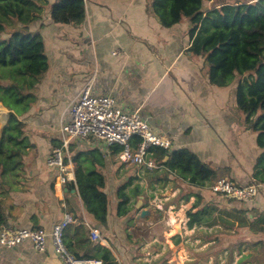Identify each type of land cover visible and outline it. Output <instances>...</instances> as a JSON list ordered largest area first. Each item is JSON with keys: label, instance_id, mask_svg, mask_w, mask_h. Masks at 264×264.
Here are the masks:
<instances>
[{"label": "crops", "instance_id": "1", "mask_svg": "<svg viewBox=\"0 0 264 264\" xmlns=\"http://www.w3.org/2000/svg\"><path fill=\"white\" fill-rule=\"evenodd\" d=\"M48 1L52 4L55 0ZM50 4L42 20L34 22L30 28L43 37L50 69L38 85L36 102L20 117L33 147L23 156L25 173L22 166L16 177H4L8 192L0 196V204L6 214L5 225L50 229L65 212H69L74 222L65 235L72 249L80 254L91 252L93 241L90 239L89 223L100 229L102 238L98 243L111 250L116 258L115 264H162L159 261L161 258L167 264H202L204 261L197 258L189 260L190 247L182 243L188 235L197 232L196 242L202 241L200 249L207 256L206 264H223L218 260L219 253L214 252L220 246L222 231L212 229L211 235H203L197 229L199 226L188 228V217L183 219L187 203L180 194L182 184L186 183L179 181L176 174L170 176V181L163 188L156 184L155 189L146 190L147 197L142 195L132 200H141L142 203L146 200L143 209L147 210V214L141 217V212H138L131 217V227L156 216L153 208L147 205L151 201L163 211L160 215L166 214L167 247L176 248L173 258L159 256L155 259L153 256L149 261L150 258L142 260L140 256V251L144 249L142 237L134 236L131 227L127 229L129 219L117 216V188L123 184V178L127 181L132 175H139L141 169L121 163L109 147L94 140L77 142L84 144L79 150L99 148L104 154L102 171L107 180L105 192L109 200L105 227L92 221L78 191L67 189L69 183L75 181L71 148L67 157L68 184L61 183L62 174L49 168L46 160L51 149L57 147L55 143H61L60 123L67 109L79 97L87 81H91L94 95H112L124 112L139 111L148 119L153 130L171 143L169 151L181 148L194 151L213 168L228 169L226 178L247 185L253 181V168L261 150L256 143L257 133L246 129V116L235 111L236 82L228 87L211 84L204 60L188 51L191 22L188 20L171 28L163 27L157 17L147 12L149 0H86L87 15L81 25L54 23L50 16ZM120 47L125 48L129 55H112ZM237 121L235 127L234 122ZM129 168H134V174L127 171ZM160 189L163 193L157 196L156 192ZM193 189V192L202 194L204 188ZM259 201L264 204V197H258L250 204ZM82 222L87 228L85 232L77 233L76 228ZM178 227L181 233H178ZM245 229L247 241L239 245L237 256L230 254L227 264H264V259L260 255L257 257L259 249H264V233ZM213 232L218 234L212 235ZM139 241L141 244L137 245ZM175 241L180 242L176 244ZM213 244L218 245L213 247ZM246 245H249L248 252ZM226 246L224 249L230 244ZM137 252L139 254L136 255ZM160 252L161 249L155 254ZM227 252L228 249L222 253ZM0 264L62 262L51 246L48 252L38 253L26 243L11 250L0 246Z\"/></svg>", "mask_w": 264, "mask_h": 264}, {"label": "trees", "instance_id": "2", "mask_svg": "<svg viewBox=\"0 0 264 264\" xmlns=\"http://www.w3.org/2000/svg\"><path fill=\"white\" fill-rule=\"evenodd\" d=\"M205 1L209 0H149L147 12L157 17L165 28L188 19L191 22L188 51L204 60L210 83L228 87L236 82V106L246 116V129L257 133L256 143L261 150L253 168L252 180L264 185V0L223 3L204 10ZM49 4L48 0H0V104L8 110L5 123H0L2 176L16 177L22 166L25 173L23 156L33 147L20 117L36 102L38 85L50 69L43 37L30 29L34 22L42 20ZM86 15V0H55L50 4V16L56 24L81 25ZM12 27L15 30L3 37L7 28ZM248 72L251 73L249 79L244 81L243 76ZM139 142L140 138L136 137L133 145L137 146ZM61 145L62 141L55 143L57 147ZM109 149L112 155L122 150L119 145ZM148 152L149 158L154 159L162 169L144 170V177L132 176L117 188V216L120 218L127 217L133 210L132 200L143 195L145 189L140 184L134 185L136 180L144 178L147 186L154 189L156 184L164 187L170 176L176 174L189 188L205 189L224 178L228 170L213 168L186 148L168 151L162 147H151ZM104 160L99 148L74 150L72 146L75 181L70 182L67 189L77 190L92 221L106 227L109 200L105 192L107 180L102 171ZM65 162H68L67 158ZM5 185L7 182H0V196L8 192ZM191 198H195V202L187 211V226L190 229L195 226L212 227L220 222L233 227L237 221L241 228L264 233V211L256 208L262 206L259 202L255 205L240 202V208L227 211V216L234 218L232 222L224 217L226 213H220L211 202H205L202 194L190 190L182 196L186 203ZM135 209L137 213L141 212V209ZM248 210L255 212L252 218L245 216ZM132 220L129 219L127 229L131 227ZM5 224L6 214L0 204V229ZM86 228L82 222L76 232H85ZM64 238L77 258L99 259L104 264L116 262L111 250L98 242L91 243L90 253L80 254L72 249L66 235ZM128 238H131L130 234ZM179 242L175 241L176 244ZM159 261L167 264L165 259Z\"/></svg>", "mask_w": 264, "mask_h": 264}, {"label": "built area", "instance_id": "3", "mask_svg": "<svg viewBox=\"0 0 264 264\" xmlns=\"http://www.w3.org/2000/svg\"><path fill=\"white\" fill-rule=\"evenodd\" d=\"M114 56H127L128 51L120 47L112 52ZM62 145L51 149L46 164L51 169H57L62 174L60 181H69V166L65 159L69 156L71 145L75 142L94 140L105 147L121 146L117 154L123 164L135 165L142 170L160 169L154 159L149 158L151 147H162L171 150V143L158 135L148 119L139 111L124 112L112 95L96 96L92 92L91 81L83 86L79 97L71 102L60 123ZM140 138L137 146L134 139ZM212 193L223 198L246 204L253 203L258 197H264V185L252 181L243 185L231 178H221L211 186ZM74 222L71 213L65 212L63 217L48 229L44 227H16L4 225L0 229V246L14 249L23 244H30L38 253L48 252L51 246L62 264H104L99 259L77 258L65 242V231ZM90 239L101 241V231L89 223Z\"/></svg>", "mask_w": 264, "mask_h": 264}, {"label": "rangeland", "instance_id": "4", "mask_svg": "<svg viewBox=\"0 0 264 264\" xmlns=\"http://www.w3.org/2000/svg\"><path fill=\"white\" fill-rule=\"evenodd\" d=\"M239 1L245 2V1H251V0H209V1H205L204 10L217 7L223 3H236ZM46 10H47V7L45 8V11ZM185 21H188V19ZM18 27H19V25H17V28ZM14 30H15L14 27L7 28L6 32L3 34V37L8 36ZM235 111H236V113H241L238 110L237 106H235ZM7 115H8V110L2 104H0V123L1 124L5 123V121L7 119ZM239 123H240V121H239ZM234 125H235V127H237L238 121H237V123L234 122ZM81 147H84L83 143L78 144L77 142H75L74 150L82 149ZM29 151H31V150H29ZM133 169L134 168H132V169L129 168L127 171L130 174H134ZM2 171H3V166L0 165V181L5 180V178H4L5 176H2ZM139 175L141 177H144V175H145L144 170H142V169L139 170ZM132 176H134V175H132ZM122 180H123L122 183H124L126 181V180L124 181V178ZM179 181H181V179ZM137 184H140L145 189L143 192V196L147 197V193H145V192L147 189H149V187H146L147 184L145 182V179L143 178V179H141V181H139V180L134 181V185H137ZM160 187L163 188L162 186H160ZM5 189H7V185H5ZM190 190L193 191L194 189L189 188V186L182 184V190H181L180 196L186 195ZM156 193H157V196H159V195L161 196L163 191L160 189ZM201 193L203 194V196L205 198V202H207V201L211 202L213 204V206H215L216 209H218V211L220 213H226L227 211H233V209L240 208V206L242 205L240 202H237V201H234L231 199H226L223 197H219L220 195L218 196V195L213 194L210 190V186H207L205 189H203ZM148 194H150V193H148ZM194 200H195L194 198H191L190 202L187 203L188 205L187 204L185 205L187 207V210L192 207ZM144 201L146 203V200H144ZM156 201H158V200H156ZM132 203H134L133 204L134 205L133 210L125 219H130L131 217H134L137 214V212L135 211L136 210L135 207L137 205V202L134 200V201H132ZM145 203L143 202L141 204L140 209L142 208V206L146 205ZM181 204H184V203L181 202ZM147 205H148V207L153 208V209L152 208L151 209L155 212L156 216H153L152 219H150V220L149 219H147V220L143 219L144 221H140L138 223L136 222L137 224L134 225L133 227H131L133 234H135L134 236H136V237L141 236L142 240H143L142 244H143L144 249H142L140 251V254H141L140 256H141L142 260H147V258H150L149 261H151L153 259V256H155V259L159 256H166L167 259L173 258L174 257V251L176 250V248L170 249L167 247L169 236L166 235L167 222H166V220H164V217L166 214L160 215L159 213L162 210L159 209L154 204H151V201L149 202V204L147 203ZM181 208H183V207H181ZM256 208H258L260 211H264V204H262L261 207L258 206ZM187 210L182 214L183 219L185 217H187V214H186ZM196 210H197V208L194 209V211H196ZM253 215H255V212H253L252 210H248L247 214H245V216L246 217L248 216L249 218H252ZM224 217H226V219L229 221H232V222L234 221V218L227 216V213L224 214ZM179 221H180V223L182 222V220H179ZM219 226L220 227L216 226L213 228H206L207 226H204V227L199 226V227H197V229L202 231L203 235H205L206 233H210L209 235H211L212 229H214V230L220 229L222 231L220 233V236H219L220 241L218 243L220 246H217V249H214V252L219 253L218 260L220 263L227 264L228 261L231 259V258H229L230 254L237 256V254L239 253V250L237 248L239 247L240 244L243 243L244 240L247 241L246 240L247 237L245 236V231H244L246 229L239 227L237 221L235 222V225L233 227L230 224L225 223V222H220ZM125 228H126V225H125ZM229 230H230V232L227 233V231H229ZM218 232H213L212 235H217ZM196 234H197V232H194L191 235H188L183 240L182 243L190 247L191 254H189V260H194L197 258V259H200L198 261H201V260L204 261V263H202V264H206L205 260H207V256L200 249V245H201L202 241L196 242ZM221 241H222V245H221ZM138 243L139 244H137V245L141 244L140 241ZM218 244H213L214 245L213 247H215ZM227 244L228 245L230 244V246L227 248L228 252L223 254L222 252L227 251V249H224L225 247H227L226 246ZM248 247H249V245H246V248H247L246 251L247 252H248V250H250ZM159 249H161V252L159 255H156L155 252H157ZM205 250H206V248H205ZM220 253H222V254H220ZM137 254H139V253L137 252L136 255ZM259 255H260L261 259H264V249H259L257 257Z\"/></svg>", "mask_w": 264, "mask_h": 264}, {"label": "water", "instance_id": "5", "mask_svg": "<svg viewBox=\"0 0 264 264\" xmlns=\"http://www.w3.org/2000/svg\"><path fill=\"white\" fill-rule=\"evenodd\" d=\"M250 74H251L250 72L246 73V74L243 76V80H244V81H247V80L249 79V75H250ZM141 204H142V201L139 200V201L137 202L136 207H137L138 209H140ZM146 214H147V210L143 209V210L141 211V215H140V216H141V217H145ZM178 233H181V230H180L179 227H178Z\"/></svg>", "mask_w": 264, "mask_h": 264}]
</instances>
